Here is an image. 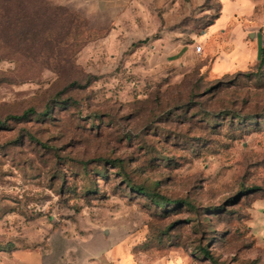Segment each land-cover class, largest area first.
<instances>
[{"label": "rangeland", "instance_id": "1", "mask_svg": "<svg viewBox=\"0 0 264 264\" xmlns=\"http://www.w3.org/2000/svg\"><path fill=\"white\" fill-rule=\"evenodd\" d=\"M140 9L0 25V264H264V63L196 52L219 0Z\"/></svg>", "mask_w": 264, "mask_h": 264}, {"label": "crops", "instance_id": "2", "mask_svg": "<svg viewBox=\"0 0 264 264\" xmlns=\"http://www.w3.org/2000/svg\"><path fill=\"white\" fill-rule=\"evenodd\" d=\"M150 1L161 4L166 0H50L53 5L81 14L90 32H102L106 27L111 34L134 24V18L143 16L140 7ZM219 3V13L199 38L209 51L211 72L221 75L257 65L264 43L255 34L260 28L259 10L264 0H219Z\"/></svg>", "mask_w": 264, "mask_h": 264}, {"label": "trees", "instance_id": "3", "mask_svg": "<svg viewBox=\"0 0 264 264\" xmlns=\"http://www.w3.org/2000/svg\"><path fill=\"white\" fill-rule=\"evenodd\" d=\"M18 2L19 0H0V25L1 24L9 25L10 27L9 29L12 30L13 35H15V40L18 41L20 44H25L31 39L36 41L39 39V37L38 38L35 37L36 34L33 33L34 29L29 27L23 28L26 22L28 26L30 22H33L35 20L39 21L37 18L40 19L41 17H46V15L51 11L66 10L68 12L71 11L78 13L67 7L53 6L49 1H47L48 3H46L44 0L42 2L43 5L41 4L39 8H37L36 5H33L32 7H28V9H26L25 7H21L18 4ZM78 15L81 17V14L78 13ZM19 25H23L22 26L23 29L22 28H18L19 30L15 29V27H18ZM263 63H264V46L260 47V60L258 64L261 66ZM27 114L28 113L26 112L22 116H11V118L21 119V118H25ZM141 189L143 190V188Z\"/></svg>", "mask_w": 264, "mask_h": 264}, {"label": "built area", "instance_id": "4", "mask_svg": "<svg viewBox=\"0 0 264 264\" xmlns=\"http://www.w3.org/2000/svg\"><path fill=\"white\" fill-rule=\"evenodd\" d=\"M203 50V44H199L197 47H196V51L197 52H202Z\"/></svg>", "mask_w": 264, "mask_h": 264}]
</instances>
